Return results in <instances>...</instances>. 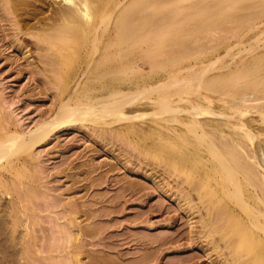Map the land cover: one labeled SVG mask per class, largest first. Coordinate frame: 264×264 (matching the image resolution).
Listing matches in <instances>:
<instances>
[{
    "label": "bare ground",
    "instance_id": "bare-ground-1",
    "mask_svg": "<svg viewBox=\"0 0 264 264\" xmlns=\"http://www.w3.org/2000/svg\"><path fill=\"white\" fill-rule=\"evenodd\" d=\"M45 1L50 5L47 4L49 14L38 25L42 32H34L33 35L40 46L50 50L48 53L52 51L54 55L56 51L51 67L64 70L65 73L56 79L70 89L62 92L55 114L43 119L31 130L13 128L0 119V177H6L4 170L15 164H29V156L33 155L36 147L43 146L58 131L74 125L88 124L103 131L109 128L116 130L117 135L123 130L152 128L159 131L160 146L169 153L167 157L165 155L166 163L177 169L183 167L181 171L186 169L184 172L189 168H198V180L205 183L207 190L209 187L207 193H203L231 197L227 205V220L231 226L227 227H231L232 232L230 230L226 242L230 246L246 245L242 258L256 257L253 251L255 244L259 247L256 254L263 255L264 143L253 122L259 119L261 126L258 128L264 133V54L242 67L238 64L235 69L230 68L228 61L223 67L227 70L212 75L209 73L216 69V64L232 55L233 46L225 51L224 56H216L219 58L215 60L205 62L199 58L237 36L244 28L253 27L257 19L264 17V0ZM255 40L254 43L258 41ZM233 45L243 44L238 42ZM261 45L264 47L263 42ZM23 52L27 53L24 49ZM193 59L196 61L192 63ZM144 64L149 65L148 71ZM140 105L152 110L134 113V108ZM142 120L143 123L140 122ZM211 182H215L216 186H211ZM196 185L194 188L198 187V192L202 188V192L205 186ZM4 193L0 190L1 199ZM215 202L217 200L211 203L215 205ZM212 204H209L211 208L207 207L209 210L213 208ZM14 210L12 215L17 211ZM76 213L71 212L70 217L73 218ZM221 214L219 212L217 218ZM14 217L15 220L16 215ZM213 220L205 221L204 227L216 224ZM17 224L14 223V228H20L21 225L16 227ZM70 224L77 227L73 220ZM75 239L82 242L79 233L75 234ZM76 241L74 245L78 244ZM61 247H64L63 244ZM241 261L240 258V264Z\"/></svg>",
    "mask_w": 264,
    "mask_h": 264
},
{
    "label": "rangeland",
    "instance_id": "rangeland-1",
    "mask_svg": "<svg viewBox=\"0 0 264 264\" xmlns=\"http://www.w3.org/2000/svg\"><path fill=\"white\" fill-rule=\"evenodd\" d=\"M44 1L0 0V119L5 125L21 130L25 127L26 131L53 116L62 92L70 89L60 80L56 85L65 73L51 67L56 51L54 55L52 51L48 53L50 50L40 46L33 35L34 32H42L38 25L49 14L50 5ZM263 18L257 19L253 27L244 28L237 36L200 56L199 60L209 62L219 58L216 56H224L225 51L233 46L232 55L221 59L222 63L219 61L216 71L209 75L227 70V67H223L228 61L230 68L235 69L238 64L242 67L264 54V47H261L262 42L264 44ZM254 40L258 41L254 43ZM238 42L246 47L233 45ZM195 61L193 59L192 63ZM45 67L48 69L45 70ZM144 68L148 71L149 65L144 64ZM141 110L152 109L140 105L133 112ZM140 122L143 123V120ZM147 122L151 123L149 120ZM253 123L256 131L262 134L264 143V133L258 128L261 121L258 119ZM93 128L88 124H78L58 131L51 140L34 149L33 155L29 156V164L18 163L4 170L6 177H0V183H6L0 184V190L9 194L4 193L2 199L0 197V264H240V258L244 261L241 264H257L258 260V264H261L264 261L259 257L264 258V254H256L258 245H253L256 257L251 259L242 258L246 245L230 246L226 242L225 239L232 232L231 227H227L231 226L227 220V205L231 197L225 194L207 195L209 187L207 190L205 183L198 180V168H189L193 171L188 169L187 173L184 172L186 169L181 171L183 167L177 169L166 163L165 155L167 157L169 153L160 146L159 131L139 127L136 130L128 129V132L120 131L117 135L116 130ZM112 132L115 134L112 135ZM199 182L205 186L202 192V188L199 192L198 187L194 188ZM200 183L197 184L199 187L202 185ZM210 185L216 186L215 182ZM167 188L169 192H166ZM209 200L217 202L214 205ZM209 204L219 208L213 206L209 210L212 207ZM14 209L17 210L15 220V215H12ZM69 209L77 212L73 214L75 219L70 217ZM217 211L222 213L219 219ZM71 220L77 223V227H71ZM212 220L216 224L204 227L205 221ZM15 222L18 223L16 227L21 225L17 227L18 231L14 228ZM76 232L80 234L82 242L76 241ZM87 233H91V236ZM75 241L78 244L74 245ZM62 244L64 247H61Z\"/></svg>",
    "mask_w": 264,
    "mask_h": 264
}]
</instances>
